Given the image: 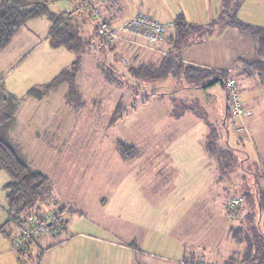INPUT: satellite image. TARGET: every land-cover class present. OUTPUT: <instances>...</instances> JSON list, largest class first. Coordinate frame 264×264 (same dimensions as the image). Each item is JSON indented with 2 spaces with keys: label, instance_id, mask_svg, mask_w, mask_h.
Segmentation results:
<instances>
[{
  "label": "rangeland",
  "instance_id": "374dc122",
  "mask_svg": "<svg viewBox=\"0 0 264 264\" xmlns=\"http://www.w3.org/2000/svg\"><path fill=\"white\" fill-rule=\"evenodd\" d=\"M136 3L154 17L173 16L186 9V20L203 26L218 22L223 6V0ZM50 8L60 15L74 12L75 3L58 0ZM237 14L246 23L264 27V0H244ZM53 27L54 21L47 17L31 19L17 38L0 50V87L21 99L23 108L16 112V118L18 127L23 125L21 139L27 140L26 158L32 168L51 179L48 202L29 208L22 218L49 210L51 197L57 196L65 205L70 231L64 233L60 248L53 246L55 250L49 254L40 248L26 256L13 247L17 232L8 222L5 232L0 233V264H178L179 259L201 247L206 252L189 254L187 260L224 264L234 252H242L245 245L234 240L233 229L248 228L254 217L253 223L261 222L264 230V212L260 214L256 193V180L264 187L262 108L251 117H236L229 105L225 128L227 99L220 82L194 89L187 88L183 77L177 81L172 77L137 79L128 73L131 62L123 61L127 56L118 59L115 48L108 46L103 51L97 42L89 45L86 39L79 53L54 48L50 41ZM247 34L251 36L224 21L214 34L187 47L183 58L232 70L234 60L252 58L259 44L257 36ZM169 45L156 49L161 53L159 58ZM149 53L147 50L144 56ZM78 59L81 70L73 82L74 73L63 72ZM103 60L104 68L116 70L118 81H107ZM53 80L56 82L48 92L46 85ZM34 87L45 93L42 99L28 96ZM237 89L244 100L247 90L240 84ZM188 111L208 117L221 134L219 143L229 150L223 152L222 148L217 153L209 148V128L203 119L188 115L176 119ZM35 130L43 134L44 147L28 137V132ZM53 137L58 145L49 143ZM119 140L135 143L140 155L122 158ZM10 181L8 173L0 170V228L9 219L5 186ZM234 198L241 201L235 210L229 206ZM227 223L229 233H224ZM60 235L53 241L59 243ZM43 237L53 236L46 234L38 240ZM66 250L77 255L70 261Z\"/></svg>",
  "mask_w": 264,
  "mask_h": 264
},
{
  "label": "trees",
  "instance_id": "16d2710c",
  "mask_svg": "<svg viewBox=\"0 0 264 264\" xmlns=\"http://www.w3.org/2000/svg\"><path fill=\"white\" fill-rule=\"evenodd\" d=\"M56 1L58 0H0V50L4 49L10 43L27 21L34 18L47 17L54 21V27L50 35L51 45L54 48L66 47L73 52L79 53L82 50L81 47H85V38L81 32V25L75 20L76 17L73 12H63L60 15L53 12L50 5ZM72 1L76 2V0ZM243 1L223 0L219 21L214 20L207 26L193 24L187 21L185 14L180 12L172 21L174 24V32L167 38V43L170 44L167 53H163L164 55L158 61L140 58L139 55L134 56L127 67L128 73L137 79L146 81H158L170 77L177 81L183 77L189 84L187 88L194 89L207 88L220 82L227 94V108L225 118L223 119L226 128L227 118L230 115V103H228L229 91L226 86L227 80L231 78L235 79L238 84V77L244 74H252L257 71L261 75H264V27L246 23L238 18L237 9ZM224 21L229 26L238 28L246 35H249L247 33H251L257 36L259 40L257 55L249 59L240 57L237 61L239 63L243 62L245 68L237 74H234L231 70H218L200 65L186 64L183 61L185 49L196 40H204L214 34L218 24H222ZM96 36L99 38L100 46L103 50L108 46L112 47L115 45L101 38L97 31ZM82 40H84L83 44ZM104 64L106 65L105 60H103L102 71L107 81H118L119 79L114 75L116 70L104 68ZM69 70L74 73L72 81L75 82V76L81 70L79 59L74 62L71 69H66L63 73L66 72L67 74ZM212 77L215 78L213 79ZM62 81H65V78ZM55 82L56 80H53L52 84L46 85L48 92L54 86ZM29 95L42 99L41 97L45 93L39 92L38 88L35 87L29 91ZM20 104L21 99L16 98L10 92H6L5 87H0V170L7 172L11 178V181L5 186V190H7V212L9 219L0 228V233L5 232L4 226L8 222H25L26 219L22 218V214L35 205L38 207L41 203L46 204L52 192L50 177L40 170L32 168L23 158L19 150L7 140V132L14 125L16 112ZM119 109L120 106L116 108V112ZM197 115L205 121L209 128L207 135L209 148L215 150L217 153L221 152L222 148L223 152L228 151V148L222 147L219 143L221 134L219 135L217 126L208 120V117L206 118L204 115L198 113ZM117 146L120 155L124 159H129L136 153L139 155V149L133 143L119 140ZM258 181L256 180L257 205L260 214H262L264 212V187H260ZM64 211L65 209L60 208L62 219ZM63 222L65 230L67 222L65 220ZM253 222L254 217L252 218V223L248 224V228L241 226L236 230L233 229L232 234L234 240L239 244H244L245 248L242 252L237 251L230 255L224 261V264H264V230L261 222L258 221V225H255ZM235 233L237 237H235ZM32 242L27 243L26 248L21 251L24 255L29 253V246ZM60 243L59 241L56 244Z\"/></svg>",
  "mask_w": 264,
  "mask_h": 264
},
{
  "label": "built area",
  "instance_id": "2783aa9c",
  "mask_svg": "<svg viewBox=\"0 0 264 264\" xmlns=\"http://www.w3.org/2000/svg\"><path fill=\"white\" fill-rule=\"evenodd\" d=\"M119 6V0H78L75 13L87 14L92 19L99 36L110 44L126 41L135 47L144 46L147 50L153 51L163 46L167 42V38L174 32L173 22L162 21L147 12H139L118 23H113L109 19L108 13H111V9H117ZM123 61L128 64L130 57H123ZM226 86L233 114L236 117H243L246 111L237 89V81L232 78L228 79ZM240 203V199L234 198L229 206L235 210ZM52 204L53 206L49 210L30 215L25 222H15L18 231L12 238V245L17 251L24 250L27 243L36 241L43 235L48 234L54 237L64 231V222L60 214L61 207L56 202ZM182 264L201 263L192 262L186 258Z\"/></svg>",
  "mask_w": 264,
  "mask_h": 264
},
{
  "label": "crops",
  "instance_id": "0c3cea01",
  "mask_svg": "<svg viewBox=\"0 0 264 264\" xmlns=\"http://www.w3.org/2000/svg\"><path fill=\"white\" fill-rule=\"evenodd\" d=\"M78 2V1H77ZM77 2H74L75 3V6L77 4ZM120 2V6L119 8H113L111 9V13H108V17L109 19H111V21L113 23H118L120 21H122L123 19H126V18H129L131 16H134L136 15L137 13L139 12H144L142 10V8L140 6H138V2L136 3V0H119ZM186 9H184V11H182L184 14L187 13V11H185ZM74 12V16L76 17L75 20L78 21L81 25V32L83 34V37L85 39H87L86 41H88L89 45H93L95 42H97V47H100V41H99V38L96 36V27L92 21V19H90L86 14L84 13H75V9L73 10ZM180 12H177L175 15H167V14H160L158 15L157 17L160 18L162 21H167V22H172L175 18V16L177 14H179ZM187 14H185L186 16ZM49 19V18H48ZM253 25V24H252ZM15 35L12 39V41L17 38ZM250 39V38H248ZM251 40V39H250ZM164 45H167V42L164 44ZM162 47V46H161ZM169 47V46H168ZM66 48V47H65ZM112 49L115 50V52H117V58H122L123 55L125 56H129L131 57L133 55V58L134 56H137L139 55L140 58H144L146 59H153L158 61L160 58V52H157V50L153 51V52H150L148 54V56H144L145 52L147 51V49L144 47V46H139V47H135L133 44L131 43H128L126 41H118V43H116L114 46L111 47ZM68 49V48H67ZM102 49V48H101ZM258 49V45L256 47V50H255V53L253 54L254 55H257V50ZM3 50V49H2ZM103 50V49H102ZM104 51V50H103ZM160 51V49H159ZM252 56V57H253ZM157 58V59H155ZM159 58V59H158ZM243 58V57H242ZM239 59V58H238ZM237 59V60H238ZM183 61L186 63V64H194V65H200V66H204V67H208V68H211V69H216V67L214 66H211L210 64H202L201 62H197V60H192V59H189V58H183ZM236 60H234V62L230 65V69L232 68L231 72H240L242 71L245 66L243 64V62H236ZM237 65V66H234V65ZM237 68V69H236ZM100 69V68H99ZM224 69V68H223ZM236 74V73H234ZM257 76L259 77L260 81L257 82L258 78ZM242 79V81H241ZM238 84H240L241 87H243V89H246L247 90V94L243 100V104H244V107H245V111H246V115H248L249 117H251L254 113L257 112V110H259L258 108H262V110L264 111V75H261L259 72L255 71L254 73L252 74H244L242 75L240 78L238 77ZM260 84V85H259ZM35 88V87H34ZM242 89V90H243ZM259 89V90H258ZM226 91V90H225ZM257 91H260L258 94H257ZM257 94V95H256ZM28 96L32 99H38L36 98L35 96H30L29 93H28ZM28 97V98H29ZM199 99V98H198ZM226 99H227V94H226ZM22 103V102H21ZM23 104H20L19 106V110H22ZM186 115H188L189 117H196V118H199L202 120L201 117L195 115L193 112L191 111H188V112H183L181 114V116H176L177 118L176 119H181L182 117H186ZM205 122V121H204ZM206 124V123H205ZM207 126V125H206ZM20 127H23L20 126ZM20 127H18V120L16 118L15 122H14V125L12 128H10V130H8L7 132V140L10 142L11 145H13L15 148H17L19 150V152L21 153V155L23 156V158L32 166L31 162L26 158V156L28 155L26 150H25V144L27 142V140H23L21 139V136L24 135L23 133V129H21ZM52 131L51 128H49V133ZM39 135V136H38ZM42 133L38 130H35L33 132H28V137L29 138H32L33 139V143L37 146L39 144H42V147L45 146V141L42 140ZM208 135V134H207ZM55 136V135H54ZM52 141L56 144L57 143V140L55 137H53V140L50 138L49 139V143H52ZM23 142V143H22ZM60 143H62V141H60ZM24 144V145H23ZM59 143H57L58 145ZM135 144V143H134ZM136 145V144H135ZM23 146V147H22ZM137 146V145H136ZM138 147V146H137ZM24 151V152H23ZM139 155H140V150H139ZM29 157V156H27ZM37 169V168H35ZM39 170V169H37ZM51 200L53 202H56V204L65 209V205H63L62 201L60 200L59 197L57 196H52L51 197ZM69 206L71 204H68ZM68 206V207H69ZM8 213V212H7ZM33 214V213H32ZM35 214V213H34ZM65 215H66V211L63 212V220H65ZM9 216V215H8ZM67 222V220H65ZM6 223V222H5ZM4 223V224H5ZM12 224L14 225L15 229H14V233L17 232V228L15 226V221H12ZM229 223H227V226L224 230V233H229L227 231V227ZM70 231L69 229V226L68 224L66 223V228L65 230L61 233V235L59 236L61 239H63V241L58 240L57 242H61L60 244H56V241H53L55 237H43L41 240H38L36 242H32L31 245L29 246V253L25 254L26 256L28 255H33L34 253V250H39L40 248L45 252L46 250V253L49 254L50 252H52L53 250L55 249H58L61 247V245L64 243V238H63V235L64 233H67ZM224 239V236H222L219 240V243L217 244V248H220V242H222ZM70 245V244H69ZM67 246V248H70V246ZM53 246L57 247L55 249H51L53 248ZM59 246V247H58ZM63 248V247H62ZM217 248H213L214 250H216ZM231 248V247H230ZM229 248V249H230ZM201 250L206 252L204 248L201 247ZM193 251V253H188L186 254L182 259H185L187 257V255L191 254V255H194V254H197V253H200V251ZM229 251V250H228ZM20 253H22L21 251H19ZM66 253H69L70 255V261L72 259V257L75 255H77L76 253L74 252H71V251H68L66 250ZM233 253V252H232ZM23 254V253H22ZM202 254V253H200ZM80 255L84 256L83 253H80ZM79 255V259H82V256ZM206 256V253L201 255V257H204ZM18 257V255H17ZM21 258V257H19ZM165 259V258H164ZM182 259H179L178 261L177 260H174L175 262H178V264H181L180 261ZM166 260V259H165ZM169 260V259H168ZM173 261V260H171ZM175 262H172V263H175Z\"/></svg>",
  "mask_w": 264,
  "mask_h": 264
}]
</instances>
